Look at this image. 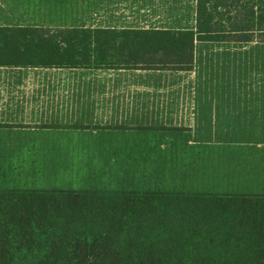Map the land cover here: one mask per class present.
Returning a JSON list of instances; mask_svg holds the SVG:
<instances>
[{
    "label": "trees",
    "instance_id": "16d2710c",
    "mask_svg": "<svg viewBox=\"0 0 264 264\" xmlns=\"http://www.w3.org/2000/svg\"><path fill=\"white\" fill-rule=\"evenodd\" d=\"M264 44V0H195L186 30L0 26V66L190 71ZM0 264H264V195L0 190Z\"/></svg>",
    "mask_w": 264,
    "mask_h": 264
},
{
    "label": "crops",
    "instance_id": "0c3cea01",
    "mask_svg": "<svg viewBox=\"0 0 264 264\" xmlns=\"http://www.w3.org/2000/svg\"><path fill=\"white\" fill-rule=\"evenodd\" d=\"M118 1L130 14L136 10L133 17L139 19L131 23L112 17L115 2L107 0L103 4L100 0H0V26L194 28L195 0H156L154 5L142 0L137 7ZM96 11L105 17L99 18V25H90L86 18L90 20ZM24 14L37 23L24 25L20 21L27 19ZM14 19L17 23L9 22ZM182 127L192 132L218 128L231 138L227 140H235L222 145L264 150V44L198 42L190 71L145 70L116 62L89 68L0 66V171L4 174L25 175L23 167L35 162L34 151L57 146V139L65 134L185 130ZM14 164L22 169L1 168Z\"/></svg>",
    "mask_w": 264,
    "mask_h": 264
},
{
    "label": "rangeland",
    "instance_id": "374dc122",
    "mask_svg": "<svg viewBox=\"0 0 264 264\" xmlns=\"http://www.w3.org/2000/svg\"><path fill=\"white\" fill-rule=\"evenodd\" d=\"M107 1L115 2L112 17L121 16L123 22L131 23L137 18L133 17L136 10L130 14L122 2ZM122 1L137 7L142 0ZM152 2L156 0H144L145 5H154ZM23 16L27 18L20 20L24 25L37 23L35 18ZM104 17L96 11L94 17L86 20L90 25H99V18ZM179 129L65 134L57 139V146L34 151L35 162L23 167L28 172L25 175L0 171V190L264 195V150L222 145L235 140H227L231 138L218 128L216 132L215 128L193 132ZM131 143H136V147L131 148ZM1 154L7 157L6 152ZM18 166L21 168L20 164L1 168L13 170ZM243 168L248 173L239 171Z\"/></svg>",
    "mask_w": 264,
    "mask_h": 264
}]
</instances>
